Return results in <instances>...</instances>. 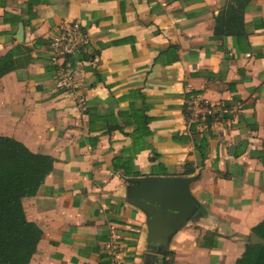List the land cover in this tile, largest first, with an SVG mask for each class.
<instances>
[{
  "label": "crops",
  "instance_id": "0c3cea01",
  "mask_svg": "<svg viewBox=\"0 0 264 264\" xmlns=\"http://www.w3.org/2000/svg\"><path fill=\"white\" fill-rule=\"evenodd\" d=\"M72 22L84 44L52 62L53 37ZM5 66L0 136L53 158L22 198L41 231L29 264H111L110 245L123 264H235L260 238L264 0H0ZM190 94L215 106L207 123L184 115ZM197 173L198 212L162 256L126 200L129 179Z\"/></svg>",
  "mask_w": 264,
  "mask_h": 264
},
{
  "label": "trees",
  "instance_id": "16d2710c",
  "mask_svg": "<svg viewBox=\"0 0 264 264\" xmlns=\"http://www.w3.org/2000/svg\"><path fill=\"white\" fill-rule=\"evenodd\" d=\"M8 69L9 66H5L0 75ZM184 115L190 117L188 104ZM199 141L204 157L205 137ZM52 166L51 156L32 152L21 142L0 136V264H29L41 231L36 224L26 219L22 198L37 191ZM187 166L186 174L194 173V168ZM252 231L264 240V221ZM235 264H264V243H247Z\"/></svg>",
  "mask_w": 264,
  "mask_h": 264
},
{
  "label": "water",
  "instance_id": "95a60500",
  "mask_svg": "<svg viewBox=\"0 0 264 264\" xmlns=\"http://www.w3.org/2000/svg\"><path fill=\"white\" fill-rule=\"evenodd\" d=\"M198 176H142L130 178L126 200L146 214L147 246L165 255L172 234L198 212L190 184ZM253 244L264 240L252 236ZM161 257V256H160Z\"/></svg>",
  "mask_w": 264,
  "mask_h": 264
},
{
  "label": "built area",
  "instance_id": "2783aa9c",
  "mask_svg": "<svg viewBox=\"0 0 264 264\" xmlns=\"http://www.w3.org/2000/svg\"><path fill=\"white\" fill-rule=\"evenodd\" d=\"M84 44V37L77 22L65 24L60 27L57 34L53 37L50 46V60L58 62L65 55L74 53L81 49ZM66 69L62 68L59 76L58 84L66 88L69 94H74L70 87L69 79L65 73ZM82 104V100H78ZM188 109L190 111V121L205 124L209 118L214 117L216 109L214 105L203 100L200 94H190L187 100ZM80 105V104H79ZM111 264H123L122 254L115 251L113 246H108Z\"/></svg>",
  "mask_w": 264,
  "mask_h": 264
}]
</instances>
